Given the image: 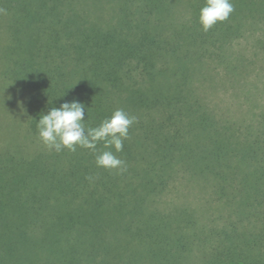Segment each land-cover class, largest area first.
<instances>
[{"label": "trees", "instance_id": "trees-1", "mask_svg": "<svg viewBox=\"0 0 264 264\" xmlns=\"http://www.w3.org/2000/svg\"><path fill=\"white\" fill-rule=\"evenodd\" d=\"M232 2L204 32L205 0H0L12 42L3 75L27 90V134L11 116L14 134L0 147V243L10 255L175 264L192 245L216 261L264 241V104L248 80L264 51V0ZM247 34L254 58L233 47ZM222 86L246 107L215 100ZM73 100L93 126L116 109L137 117L115 153L127 171L98 167L86 148L42 143L40 116Z\"/></svg>", "mask_w": 264, "mask_h": 264}, {"label": "rangeland", "instance_id": "rangeland-1", "mask_svg": "<svg viewBox=\"0 0 264 264\" xmlns=\"http://www.w3.org/2000/svg\"><path fill=\"white\" fill-rule=\"evenodd\" d=\"M104 15H106V13ZM9 17L10 16H8L6 12H0V147L6 145V141H9L8 138L14 134V130L11 127V116L12 118L15 117L16 120V122H13V127L15 123H17L19 127L23 125L20 133L21 135L27 134V131L25 130L27 90L19 88L10 80V78L7 79L3 75L8 64L7 58L10 55V48L12 45L11 36L7 35L6 32ZM251 37L252 36L247 34L238 38L233 43V47L237 50L240 49L247 58H254L256 50L260 52V50L255 47V42L252 41ZM254 67V71L248 77V80L256 86H260L258 89L259 98L256 99L259 104H264V51L259 53L256 62L254 63ZM237 88L239 89V92H242L246 88V85L240 84ZM211 96H216L222 106H230L233 111L241 108L239 106L241 98H238L236 94L230 90V87L222 86L217 93ZM245 107L246 103H244L241 110ZM18 128L15 129L17 130ZM176 191V189H173V193ZM169 193L171 194H169L167 198H174V194H172V192ZM193 201L197 202V199L193 195L189 196L188 200L186 199L187 203H192ZM7 247V245L0 243V264H47L45 258L38 259L31 255H27L26 250H22L20 247H17V255L19 256H12L7 251ZM192 248L193 251L191 253L186 254L175 264H264V241L253 246L252 249H248L247 245H243V251L233 259L228 257H216V261L211 255L202 253L200 246L192 245ZM206 251L208 252L209 249L207 248ZM124 264H166V261H163L160 258H145L134 255L128 257Z\"/></svg>", "mask_w": 264, "mask_h": 264}, {"label": "clouds", "instance_id": "clouds-1", "mask_svg": "<svg viewBox=\"0 0 264 264\" xmlns=\"http://www.w3.org/2000/svg\"><path fill=\"white\" fill-rule=\"evenodd\" d=\"M234 11L232 0H205L199 12V23L203 31L208 32L218 22L226 21ZM85 107L78 100L65 101L41 115L37 121L40 140L48 149L57 152L64 148L71 152H76L78 147L89 149L95 154L98 167L116 170L118 174L127 171L126 161L115 153L123 151L124 141L129 139V129L137 117L122 108L116 109L110 117L93 126L86 122ZM101 143L102 151L97 147ZM87 179L93 181L95 177L90 175Z\"/></svg>", "mask_w": 264, "mask_h": 264}]
</instances>
